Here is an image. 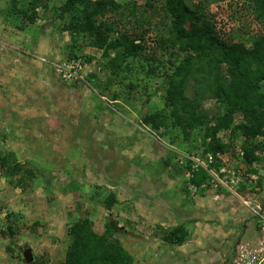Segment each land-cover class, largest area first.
Masks as SVG:
<instances>
[{
  "label": "rangeland",
  "instance_id": "374dc122",
  "mask_svg": "<svg viewBox=\"0 0 264 264\" xmlns=\"http://www.w3.org/2000/svg\"><path fill=\"white\" fill-rule=\"evenodd\" d=\"M28 1L0 0V264H62L71 225L88 218L102 233L107 217L122 227L118 237L133 264H230L238 241L257 236L236 196L264 202V137H253L261 143L258 158L244 163L235 118L217 132L233 148L216 154V171L224 169L218 176L230 186L236 175L243 182L235 192L210 178L191 183L187 166L212 156L202 153L200 129L185 138L178 128L147 120L167 113L162 72L179 58L170 19L155 13L145 50L126 55L121 45L109 48L117 28L101 47L70 30L78 5L41 0L30 21ZM113 1L118 19L146 3L157 6ZM184 2L199 6L225 41L249 48L263 32L250 0ZM126 32L136 33L130 25ZM70 64L79 67L76 79L57 71ZM259 84L264 91V80ZM203 108L208 115L222 112L212 99ZM177 225L186 235L170 244L164 237Z\"/></svg>",
  "mask_w": 264,
  "mask_h": 264
},
{
  "label": "trees",
  "instance_id": "16d2710c",
  "mask_svg": "<svg viewBox=\"0 0 264 264\" xmlns=\"http://www.w3.org/2000/svg\"><path fill=\"white\" fill-rule=\"evenodd\" d=\"M153 1L157 6L146 3L141 10L133 8L125 18L119 19L113 14V0H65L64 7L79 6L77 16L73 17L76 23L69 24L70 30L86 35L88 45L92 42L101 47L107 41V33L117 28L119 37L109 42V48L121 45L126 55L145 50V34L155 13L170 19V35L178 44L179 58L168 63L162 72L167 79V113L147 120L164 128H178L185 138L200 129L202 153L210 152L212 160L206 159L205 166H187V171H191L190 182L200 185L211 179L209 170H218L216 154L233 148L231 141L223 143L217 132L230 129L237 117L241 123L233 128L242 132L240 147L244 163L258 158L255 152L261 143L253 137H264V91L259 84L264 80V29L247 48L243 42L223 40L212 21L199 11V6L191 9L184 0ZM40 2L28 1L25 12L29 11L30 21L36 17ZM249 4L253 18L264 28V0H250ZM64 7L62 11L69 12ZM129 25L135 34H126ZM207 99L219 103L222 112L208 115L203 108V101ZM15 164L16 168L20 166ZM103 227V232L97 233L88 218L74 222L62 264H133V255L118 237L122 227L117 219L107 217ZM185 235V229L177 225L164 240L179 244Z\"/></svg>",
  "mask_w": 264,
  "mask_h": 264
},
{
  "label": "built area",
  "instance_id": "2783aa9c",
  "mask_svg": "<svg viewBox=\"0 0 264 264\" xmlns=\"http://www.w3.org/2000/svg\"><path fill=\"white\" fill-rule=\"evenodd\" d=\"M65 66L66 67L63 65L61 68H57L59 73L62 72V77L67 79H76L80 76L79 67L76 68L75 65L72 64ZM207 158L208 161L212 160V156L210 155H208ZM223 170L224 169H222V171H208L213 185L215 187L220 186L225 190L235 192V185L243 182L241 179L242 177L236 175L235 181L231 180L234 185L230 186L226 183V181L218 176L219 172H224ZM236 198L243 210L246 212L245 217L252 216L254 218L257 236L252 242L238 241L237 248L233 253V258L230 261V264H264V202L257 201L251 196L245 197L243 195H238Z\"/></svg>",
  "mask_w": 264,
  "mask_h": 264
},
{
  "label": "water",
  "instance_id": "95a60500",
  "mask_svg": "<svg viewBox=\"0 0 264 264\" xmlns=\"http://www.w3.org/2000/svg\"><path fill=\"white\" fill-rule=\"evenodd\" d=\"M24 256H25V261H26V262H28V261L31 259L30 255H29V250H26V251L24 252Z\"/></svg>",
  "mask_w": 264,
  "mask_h": 264
},
{
  "label": "crops",
  "instance_id": "0c3cea01",
  "mask_svg": "<svg viewBox=\"0 0 264 264\" xmlns=\"http://www.w3.org/2000/svg\"><path fill=\"white\" fill-rule=\"evenodd\" d=\"M238 201V200H237ZM239 202V201H238ZM237 202V203H238ZM238 206L241 207L240 203H238ZM242 208V207H241ZM243 220V219H242ZM223 264H226V259H223Z\"/></svg>",
  "mask_w": 264,
  "mask_h": 264
}]
</instances>
